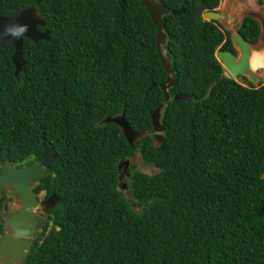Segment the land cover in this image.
Returning <instances> with one entry per match:
<instances>
[{"label":"trees","instance_id":"16d2710c","mask_svg":"<svg viewBox=\"0 0 264 264\" xmlns=\"http://www.w3.org/2000/svg\"><path fill=\"white\" fill-rule=\"evenodd\" d=\"M142 1L0 0L5 18L33 8L50 38L22 40L18 79L0 46V162L55 156L35 191L58 203L25 264H264V84L224 76L215 53L234 52L230 33L202 21L220 0H159L180 14L162 17L176 83L155 144L168 75ZM239 34L254 45L258 23L245 17ZM121 114L146 133L132 146L100 124ZM134 154L162 168L130 165L119 191L117 165Z\"/></svg>","mask_w":264,"mask_h":264},{"label":"water","instance_id":"95a60500","mask_svg":"<svg viewBox=\"0 0 264 264\" xmlns=\"http://www.w3.org/2000/svg\"><path fill=\"white\" fill-rule=\"evenodd\" d=\"M240 5L245 4L246 0H234ZM141 6L144 7L152 23L155 25L156 50L161 64L167 73L166 82L160 85L164 96L162 103L150 114V120L153 127V141L155 144L162 143V133L164 127L160 124L161 110L170 100L168 90L176 83V78L170 66L171 57L167 52L166 43L172 39L167 35L162 26V17L172 14L179 15L180 11H169L165 9L159 0H143ZM252 17V16H251ZM254 18V17H253ZM202 21H215L225 25V30L230 33V42L237 55L228 51H217L215 58L221 63L222 68L228 73L225 77L236 80L239 77L245 78L252 86H259V79L255 71L250 68V58L253 46L244 40L236 32L242 25L243 18L239 19L232 14V11H206L202 15ZM46 26L45 20L39 17L33 8H29L13 19L0 17V46L7 44L14 48V54L11 58L15 68L14 76L18 79L22 70L23 62L21 59L22 40L27 38L33 42L49 41V32H38L36 27ZM264 82V79L263 81ZM181 97L175 96L178 100ZM113 123L119 127L127 143L132 146L133 143L143 138L145 132H134L130 129L124 119V114L115 117H105L102 124ZM137 154L130 159L124 160L117 165L118 171V190L127 191V183L124 178L129 177V167L134 164ZM55 156L51 149L45 148L36 161L20 169H14L6 161L5 169L0 175V192L7 191L14 199L18 210L11 215H7L4 220L5 234L0 239V263L1 264H25L32 251V238L37 236V231L44 224V219L32 212L37 205V199L33 192L37 181L45 179ZM162 168V166H158ZM264 179V173L261 176Z\"/></svg>","mask_w":264,"mask_h":264},{"label":"flooded vegetation","instance_id":"af4514ba","mask_svg":"<svg viewBox=\"0 0 264 264\" xmlns=\"http://www.w3.org/2000/svg\"><path fill=\"white\" fill-rule=\"evenodd\" d=\"M234 1V0H232ZM243 6V5H241ZM248 7V6H247ZM29 9V8H28ZM249 8H246L245 10H248ZM27 10V9H26ZM25 11V10H24ZM216 11H219L221 12L220 10H218V8L216 9ZM23 12V11H22ZM21 12V13H22ZM20 14V13H19ZM18 14V15H19ZM17 15V16H18ZM16 16V17H17ZM1 17V16H0ZM245 17H250L252 19H254L257 23H258V27H259V37L256 41V43L252 46H255L259 41H262V26H261V23L259 21H257L255 18L251 17V16H244L243 19ZM5 18V17H3ZM15 18V17H14ZM8 19H13V18H8ZM243 23V22H242ZM223 29H225V25L222 24V23H219ZM37 27H40V26H37ZM36 27V28H37ZM45 27V26H44ZM44 27H40V28H44ZM242 27V25H241ZM241 27L239 29L236 30V32L239 34V30L241 29ZM38 31V30H37ZM46 31V30H44ZM44 31H38V32H44ZM229 32V31H227ZM231 33V32H229ZM24 39V38H23ZM232 46V45H231ZM233 49V47H232ZM223 51H228V52H231L233 53V55H237L236 51L233 49L234 52L230 51V50H223ZM263 73H264V70H263ZM258 74V73H256ZM258 79H259V83L260 84H263L264 82L263 79H264V74L262 76H259L257 75ZM239 78H242V77H239ZM243 79V78H242ZM37 158H35L30 164L28 165H24L22 167H17L16 165L14 164H11L9 163V166L14 168V169H20V168H23V167H27L31 164H33L35 161H36ZM4 162H0V175H1V172L5 169V166H4ZM50 170V169H49ZM48 174H49V171H48ZM47 174V175H48ZM47 177V176H46ZM44 180V179H42ZM41 180L37 181L35 187L33 188V192L35 194V197L37 199V205L33 208L32 212L37 214V215H40V217L42 219H44V224L42 226H40V229L37 231V236L32 238L30 241L32 242V248L35 244V241H37L38 243H41L42 242V239H41V234L47 224V220H48V217L49 215H51V212L52 210L54 209V207L57 205V199L55 197L54 194H51V195H47L46 191L45 190H40V191H35L38 183L40 182ZM18 210V206L16 205L14 199L11 197V195L7 192V191H2L0 192V239L4 236L5 234V227H4V220L6 218L7 215H11V214H14L16 211ZM50 226H51V223L50 225L47 227L46 229V232H45V235L49 232L50 230ZM44 235V236H45ZM1 264V263H0Z\"/></svg>","mask_w":264,"mask_h":264},{"label":"rangeland","instance_id":"374dc122","mask_svg":"<svg viewBox=\"0 0 264 264\" xmlns=\"http://www.w3.org/2000/svg\"><path fill=\"white\" fill-rule=\"evenodd\" d=\"M241 5L240 3H235L232 0H220L218 10H220L221 12L232 11V14L237 16L239 19H242L244 16H252L261 23L262 32H263L262 41H259L252 48L253 63L250 64L251 65L250 68L251 70L258 73L257 75L262 76L264 74L263 73L264 58H261L264 57V0H246V3L243 4V6ZM246 8L249 9L245 10ZM254 54H255V59H254ZM260 58L262 59L261 61L262 64L256 62V60H259ZM224 74L228 75V73L225 70H224ZM236 81L239 82L240 84H243L244 86H248V83L245 82L242 78H237ZM258 85H260V83ZM134 164L137 166L138 171L149 175L155 174L160 169L157 166L144 165L142 160L138 156L136 157Z\"/></svg>","mask_w":264,"mask_h":264},{"label":"bare ground","instance_id":"6f19581e","mask_svg":"<svg viewBox=\"0 0 264 264\" xmlns=\"http://www.w3.org/2000/svg\"><path fill=\"white\" fill-rule=\"evenodd\" d=\"M252 53H253V52H252ZM252 55H253V54H251L252 59L250 58V60H251L250 64L253 63V56H252ZM261 58H264V57H261ZM261 58H260L259 60H256V62H259L260 64H262V62H261L262 59H261ZM254 59H255V54H254ZM250 66H251V65H250Z\"/></svg>","mask_w":264,"mask_h":264}]
</instances>
